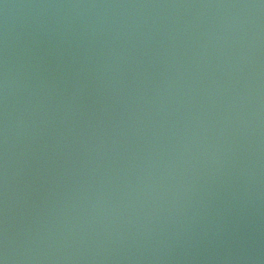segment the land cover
<instances>
[{"label":"water","instance_id":"1","mask_svg":"<svg viewBox=\"0 0 264 264\" xmlns=\"http://www.w3.org/2000/svg\"><path fill=\"white\" fill-rule=\"evenodd\" d=\"M0 264H264V0H0Z\"/></svg>","mask_w":264,"mask_h":264}]
</instances>
